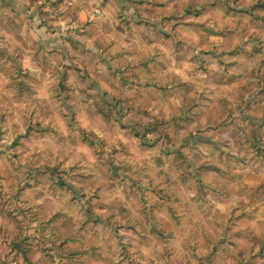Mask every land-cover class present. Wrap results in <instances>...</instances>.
I'll return each mask as SVG.
<instances>
[{"label":"rangeland","instance_id":"rangeland-1","mask_svg":"<svg viewBox=\"0 0 264 264\" xmlns=\"http://www.w3.org/2000/svg\"><path fill=\"white\" fill-rule=\"evenodd\" d=\"M239 3L238 10H248V14L228 13L220 0H125L124 5L115 0L112 8H104L93 22L87 21V27L78 25V31H72L70 25L63 32L57 30L63 39L59 44L39 41L24 16L0 7V33H4L0 36V124L7 127L9 120H19L25 127L11 148L54 142L61 131L71 137L79 120L88 125L87 132L76 133L79 144L73 146L69 140L67 146L87 154L85 163L102 151L105 165L101 176L112 185L103 191L96 189L97 201L111 215L95 216L89 208L88 219L77 232L59 212L49 219L50 207L35 212L21 207L34 194L30 181L42 182L39 164L25 170L23 165L11 164L20 160L19 153L9 157L0 151V264H156L151 258L137 259L138 246H155L165 264H236L240 247L264 249V170L230 159L243 154L241 135L264 151L263 144L252 136L259 125L264 139V51L258 50L264 47V27H258L264 23V0H252L256 12L248 0ZM188 10L191 14H184ZM138 11L147 24H141ZM155 28L164 36L157 35ZM89 41L96 51L87 47ZM222 51H227L228 61H239L231 66V74L216 59H221ZM136 79L145 84L141 86ZM102 85L114 93L111 105L121 121L114 133L108 130L110 113L101 98L107 101L109 93ZM50 91L51 95L37 104V99ZM226 108L236 116L227 119L223 127H211ZM37 111L40 121L28 122ZM93 112L97 113L94 119ZM159 121L166 122L163 127L168 131L148 132L150 124ZM139 125L140 138L147 145L139 137L127 138L135 145L129 153H138L140 160L134 169L133 157L119 154L117 137ZM95 132L106 141L93 139ZM4 135L0 132V138ZM141 144L144 150L139 152ZM164 150L175 154L163 161ZM151 153L158 155L149 160ZM205 153L216 160L206 163L200 159ZM233 164L236 167L228 172L232 177L213 168L229 169ZM189 167L221 193L210 196L207 191L204 201L171 204L153 183L146 184L150 177L161 184ZM60 181L61 189L74 183L67 175ZM55 184L50 181L52 187ZM188 185L187 189L178 184L182 194L196 190L198 184L189 180ZM106 200L113 201L110 208ZM217 204L225 212L217 211ZM174 205L185 215L182 227L173 214ZM69 211L78 215L76 206ZM33 223L38 225L37 235L27 234ZM222 223L239 232V247L232 251L224 246L225 255L210 262L205 257L209 240L204 229L218 235L216 227ZM49 230L55 237L51 242L42 236ZM141 240L145 245H139ZM17 241L28 249L27 256L14 245ZM253 264H264V251Z\"/></svg>","mask_w":264,"mask_h":264},{"label":"clouds","instance_id":"clouds-1","mask_svg":"<svg viewBox=\"0 0 264 264\" xmlns=\"http://www.w3.org/2000/svg\"><path fill=\"white\" fill-rule=\"evenodd\" d=\"M40 2L43 3V0H40ZM75 2L79 3L80 0H75ZM99 2L100 0H90V3L97 5L99 4ZM251 2L252 0H248L249 4H251ZM96 10L98 9H93V11ZM88 17L91 19H95V17L92 15V12L88 13ZM34 23L36 25H39L41 23L40 18L37 17ZM53 26L60 28L61 32H63V30L69 26V21L67 19H64L57 22ZM72 26L75 27V25ZM45 31L46 29L43 28L36 29L34 34L39 37L43 35ZM60 34L61 33H57V35ZM2 35H4V33H0V36ZM44 39H48V37L45 36ZM2 46L3 45H0V47ZM87 47L92 49L93 51H96L91 41L88 42ZM124 47L127 46L125 45ZM69 62L70 61H64V63ZM28 66L29 65L25 63L24 67L27 68ZM45 87L50 88V85H46ZM102 87H104L105 90L109 93V99L105 101V104L111 105V98L114 93L111 89L107 88L106 85H102ZM51 91H55V89H52ZM51 91L47 94V96L38 98L37 104L41 103V99L46 100L48 96L51 95ZM43 107H46V105H42V108ZM8 111H11V109H9ZM109 113L110 115L107 121L108 130H111L114 133L115 129L120 126L121 121L114 108L110 107ZM96 114L97 113L93 112V119L95 118ZM22 115L24 116L25 120H28L26 112L22 113ZM152 115L153 117H155L157 113H155V111L153 110ZM35 121H40V111H37L32 117V120L28 122L31 123ZM145 122H148L147 118H145ZM87 128L88 125H84L79 120H77L75 125L72 127L73 135L71 137L61 131L60 134L57 135V138L54 142H41L35 145H30L29 149H12L11 145L15 139V136L23 135L25 132L24 124L20 123L19 120H9L7 127H5L3 124H0V132L5 133V135L0 138V151L5 152L6 156L9 157L14 153L20 154V160L12 161L11 164L23 165L25 170H27L28 167L36 166L37 164H39L40 167H46L47 169L41 174L40 180L42 182L39 185H37V183L33 181H30L34 194L32 198L30 200H26L25 203L21 205V207L30 208L34 212L41 207H50L51 212L48 217L49 219L52 215H55L59 212L64 216L66 220L71 222V224L74 226V230L77 232L80 230L79 226L88 219L87 210L89 208H92L95 216L108 217L111 215L108 209L104 208L96 199V189H100V191H103L104 189L110 188L112 186L108 182L107 178L101 176V168L105 165L104 153L102 151L96 153V159L89 160L87 163H85L87 154L77 151L76 147L69 148L67 146L69 144V140L71 141V144L73 146L78 145L80 142V138L75 134L81 131L86 133ZM128 137L133 139L135 138V131L131 128L127 129V131L123 135H118L117 143H119L120 145L119 154L121 156L131 155L136 161V163L133 164V168L135 169L140 164V160L137 159L138 153H129V148L135 145L131 144L129 139H127ZM39 139L40 137L37 136V140ZM93 139L106 141V137L104 135H101L100 132H95ZM23 143L24 142L22 141V144ZM110 146L114 147V145ZM137 147L139 152H142L144 150V146L142 144L138 145ZM109 155L112 156L113 159H115L114 154ZM157 155L158 153H151L149 160H153ZM200 159H204L206 163L214 162L216 160L215 157H209L208 153H205L203 157H200ZM121 163H124V161H121ZM144 163L147 164L148 161H144ZM220 163H224L222 158L220 160ZM235 167L236 165L233 164L232 168L221 169V171L230 172ZM136 174L138 175L139 172H137ZM65 175H67L72 181H74V183L72 184L71 188L66 185L64 189H61L60 178ZM194 175H197L198 178V174ZM173 179H176L178 181L179 178L173 177ZM51 180L56 181L55 187H52L50 185ZM161 185H163V181H161ZM200 188L202 192L206 193L208 191L206 183L200 185ZM27 191L28 190L26 189V192ZM69 191L72 192L71 197H69L68 195ZM193 198H195L196 200L200 199L199 196H196L194 188L191 191H186L184 195V199L189 204L192 203ZM105 203L108 205V208H110L113 204V201L106 200ZM73 206H76L77 208L78 215L76 216H73L69 211V209H71ZM208 207L211 209L212 205H208ZM215 208L221 213L225 212V209L219 204L215 205ZM0 223H3L2 217H0ZM37 227L38 225L33 223L27 229V234L37 235ZM42 236L46 237L50 242L55 240V237L51 230L46 233H42ZM145 243L146 242L144 240H141L139 242V245H145ZM0 251H2V249H0ZM135 255L137 259H140L141 257L151 258L152 260L156 261V264H165L164 258L161 256L160 251L156 249L155 246H152L151 248L138 246V250ZM56 264H59V261H57ZM230 264H234V262H230Z\"/></svg>","mask_w":264,"mask_h":264},{"label":"trees","instance_id":"trees-1","mask_svg":"<svg viewBox=\"0 0 264 264\" xmlns=\"http://www.w3.org/2000/svg\"><path fill=\"white\" fill-rule=\"evenodd\" d=\"M220 2H221V8H223L228 13H235V14H240V13H247L248 14L249 13L248 10H242V11L238 10V8L240 7L239 0H220ZM59 3L60 2H58L57 5ZM232 3H234L236 5V7H233ZM250 6H251L250 8L253 10V12H256V10H257L256 3H251ZM138 12H139L141 18L143 19V22H141V24H147L146 19L142 16V12H140V11H138ZM184 14H191V11L188 10ZM174 18H177V17H174ZM48 20L51 23H53V22L58 20V17L49 18ZM175 24H177V23H175ZM87 26H88V22L84 23L83 27H87ZM258 27H264V23L259 24ZM156 34L159 36H164L162 31L160 32V31H158V29H156ZM57 50H60V49H54L51 51H57ZM258 50L264 51V47L262 49H258ZM226 54H227V51H222L221 52V59H219V58H216V59L218 62L222 63L225 66V72L227 74H231V66L232 65L237 66L239 64V61L237 59H234L233 61H228ZM233 54H235V53H233ZM234 56H236V55H234ZM8 63L10 65H13V61H10ZM136 82L138 84H140L141 86H143L145 84V83H142V81L139 79H136ZM123 84L126 85L127 82L123 81ZM116 99L119 102H126L121 97H116ZM101 101L105 104V100L103 98H101ZM106 106L108 109L110 107L114 108V106H112V105H106ZM127 106L130 107L129 104H127ZM235 116L236 115L233 113V111L230 108H226L225 113L221 117L219 122L215 123V125L211 126V127L216 128V129H217V127H223V126L228 124L227 119H229L230 117L233 118ZM150 125H151V127L149 128L148 132L165 133L168 131V129L163 127L164 125H166V122H164V121L151 123ZM140 127H141V125L133 128V130L135 131V134H136L135 136L139 137V138L141 137ZM260 129H261L260 126L257 125L254 129V133L252 134V136H253V138H255L256 142L258 141L261 144H263V146H264V139L262 136H260ZM240 140H241V147L243 148V154L231 155L230 159L233 162H236L239 164H248V166H250L251 168L262 172L264 170V151H262L260 148H258L257 145L254 144V142L249 141L248 139H246L242 135L240 136ZM140 141L144 146L147 145L145 142L142 141L141 138H140ZM173 154H175L174 151L166 152L164 150L163 153L161 154L162 157H160V158L163 160L166 157L165 161H167L169 159L168 157H171V155H173ZM192 168L193 167H189V168H186L184 172L176 173V177L179 178L178 181L176 179H173L174 175H170V176H168V179L163 181V185L159 184L158 181H155L153 179V177H150L149 181L146 184L153 183L155 185L154 189H156L162 195L164 200H166L167 202H169L171 204H174V202H176V201L177 202L178 201H186L184 199V194H182L179 190L178 184H183V188L188 189L189 188V185H188L189 180H192L194 183L198 184L197 189L195 190V193H196V196L200 197L199 201L205 200L204 192H202L201 188H200V185H202V184L206 183V186L208 188V193H210V196H211V194H220L221 193L220 189L218 187H216V185H211L207 182H204L200 177L197 178V175H194L195 173L192 172ZM213 168L216 170V172H218L219 174H221L225 177H232V175L230 173L221 171V169L218 168L217 166H214ZM46 170H47L46 167H43V168L40 166L37 167V171L41 174L43 172H45ZM57 170H58V167H57ZM60 184H63V182L60 181ZM165 185H166V188H165ZM147 190H150V189L147 187ZM193 201H198V200L193 198ZM173 214H175V216L177 218V224L180 227H182L184 225V223H182V220H184V218H185L183 211L180 210L177 205H174L173 206ZM42 224L44 225L43 222H42ZM216 230L218 232V235H214L210 231L204 229V233L206 234V236L209 240V246L206 248L205 257L209 258L210 262L214 261L215 259H217V257H219L221 255H225L224 246H228L232 251H234L235 249H237L239 247V244H238L237 239H236V237L239 235V232L233 230L229 223L228 224H224V223L220 224L219 227H216ZM223 237H226V238L224 241H221ZM14 245L18 249H20L25 256H27L28 249L22 244L21 241L14 242ZM258 250H254L253 247H251V248L240 247L238 252L235 254V257L237 258L236 264H241V262H243L244 264H253L254 259L258 256V254L264 251V249H260L259 251Z\"/></svg>","mask_w":264,"mask_h":264},{"label":"crops","instance_id":"crops-1","mask_svg":"<svg viewBox=\"0 0 264 264\" xmlns=\"http://www.w3.org/2000/svg\"><path fill=\"white\" fill-rule=\"evenodd\" d=\"M4 1L5 3L3 2L2 4H0V7L2 8L4 6H7V8L12 10L13 12L15 11L20 16H24L26 18L27 27L31 29L30 31L32 34L35 32L36 29H40V28L46 29L43 35L39 36V41L43 43L59 44V43H63V39L61 36L57 35L58 33L57 30H59L60 28L54 27L53 26L54 24H56L61 20L67 19L69 21V26L75 24V29L73 27L71 30L78 31V25L83 27L84 25L83 22H87V21L93 22V19L88 17L89 12H92V15L94 17H98L99 15L102 14L104 8H106V10L112 8V2H114L115 0H110V1L100 0L98 5L90 3V0H84L82 6L78 8H69L60 3L57 5L58 2H54V1H50V3H41L37 0H4ZM124 1L125 0H116V2H120L123 5H124ZM93 9H98V10L93 11ZM37 17H39L41 20V23L39 25H36L34 23ZM53 17H58V20L51 23L48 19ZM67 29L68 27L66 28V30ZM45 36H47L48 39H44Z\"/></svg>","mask_w":264,"mask_h":264},{"label":"built area","instance_id":"built-area-1","mask_svg":"<svg viewBox=\"0 0 264 264\" xmlns=\"http://www.w3.org/2000/svg\"><path fill=\"white\" fill-rule=\"evenodd\" d=\"M37 1L40 2V0H37ZM50 1H54V2L58 1L60 2V4H63L69 8H78L82 6L84 0H80L79 3L75 2V0H43V3H50Z\"/></svg>","mask_w":264,"mask_h":264}]
</instances>
